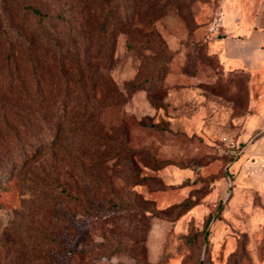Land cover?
Wrapping results in <instances>:
<instances>
[{
	"label": "rangeland",
	"instance_id": "1",
	"mask_svg": "<svg viewBox=\"0 0 264 264\" xmlns=\"http://www.w3.org/2000/svg\"><path fill=\"white\" fill-rule=\"evenodd\" d=\"M217 7L220 0H168L154 23L160 43L140 49L145 37L119 33L112 56L84 52V34L45 18L61 50L38 49L45 61L33 70L21 40L8 33L11 48L0 51V172L8 174L0 183V264H251L262 234L244 230L251 216L241 213L260 196L236 202L242 191L234 162L249 143L264 144V120L248 121L244 142L237 135L242 117L264 111V83L223 73L208 53L217 37L206 35V25ZM222 9L224 30L230 11ZM26 25L32 29L34 20ZM161 62L167 72L158 77ZM169 72L184 73L187 83L168 82ZM143 79L153 83L128 96V86ZM77 83H101L96 108L83 109V95L72 91ZM38 133L45 138L36 141ZM224 135L243 146L236 158L225 153ZM14 148L15 160H5ZM220 178L224 185L212 195L245 207L221 228L210 223L217 214L209 199Z\"/></svg>",
	"mask_w": 264,
	"mask_h": 264
},
{
	"label": "trees",
	"instance_id": "2",
	"mask_svg": "<svg viewBox=\"0 0 264 264\" xmlns=\"http://www.w3.org/2000/svg\"><path fill=\"white\" fill-rule=\"evenodd\" d=\"M34 2L24 3V0H0V51L2 49L10 50L12 41L7 39L13 38L15 35V37L21 40L20 44L24 46V52L26 53L24 58L30 70H33L45 61L41 57V53L37 52L39 51L38 49H45L46 51L47 47L54 46L58 50H61L60 43L56 39H51L49 37V31L42 26L45 18L64 23L68 33L84 34L83 36L87 38L84 43V52L93 49L97 54H100L104 50L112 56L115 49V38L119 33L132 32L134 35L137 33L138 36L145 37V40L140 41V49L150 50L155 43H160V38L155 30L154 23L165 14L166 8L168 7V0H34ZM49 7H52L55 11L53 13L47 11ZM66 10L69 11L68 14H65ZM30 17L34 20V29L26 25V20ZM9 32L12 34L11 37H9ZM151 38L155 39L152 40ZM126 44L128 47L132 46V42L130 41ZM66 46H68V40H66ZM37 57L38 59L36 61ZM161 63L158 77L163 76L167 72V67L163 62ZM74 64L76 65V62L70 63L71 66H74ZM89 66L91 65L86 62V70L88 72L91 70ZM79 78L80 82L83 79L87 82L90 77L81 74ZM146 80L143 79L142 81L129 85L128 96L129 93L137 89H144L143 84L148 82ZM148 83L153 82L149 81ZM100 84H73L75 87H72V91L83 95L82 105L84 106V110L96 108L98 104L96 94L99 91L98 86ZM110 84L112 83L105 81L102 85L103 87H108ZM112 85L113 89L116 88V85ZM111 87L110 89L112 91ZM68 89L70 92V86L64 88L65 95H68ZM146 90L151 92L153 85L150 84ZM89 97H92V100ZM119 97H122V95L115 89L112 98L117 100ZM149 100L153 102L151 98ZM67 105L61 104L60 111L67 110L65 108ZM42 138H45L44 135H40L39 133L35 137L36 141ZM16 150L14 148L5 151L4 155L7 157L5 160L9 158L15 160L17 156L15 155ZM128 161L134 164L133 157L128 158ZM7 175L5 171L0 172V183L5 181L4 178ZM1 188L2 184L0 185V191ZM219 204L215 207L216 218H220L221 208L219 209ZM214 216L210 218L211 222L215 219Z\"/></svg>",
	"mask_w": 264,
	"mask_h": 264
},
{
	"label": "crops",
	"instance_id": "3",
	"mask_svg": "<svg viewBox=\"0 0 264 264\" xmlns=\"http://www.w3.org/2000/svg\"><path fill=\"white\" fill-rule=\"evenodd\" d=\"M220 1L222 7H227L230 11V24L225 26L220 36L207 42L208 53L216 58L223 73H247L250 76V83H264V0ZM224 14L225 21L226 13L224 12ZM186 77L184 73L169 72L166 80L172 84L187 83ZM196 80H192L190 83H198ZM193 94V96H198L197 92H193ZM256 102L253 94L252 103L255 105ZM250 119L256 122L264 120V111L253 110L246 117L241 118L242 129L240 133H237L239 142H244L245 136L251 130V127L247 126ZM257 124L259 127L260 123ZM260 132L263 133L264 129ZM254 144L253 142L249 143L244 153L234 162L236 165L234 167L235 183L240 185L242 191L236 202L243 199L249 200L250 195L257 196L258 194L260 196V199L252 198V201L249 202L250 205L245 204L250 213H241V215L251 216L246 222L244 230L247 232L257 230L262 234L259 240L253 241L259 250L254 251L251 264H264V144ZM232 165L230 164L229 168ZM223 181V178L216 179L209 195V199L212 201L211 211L216 207L215 200H219L218 203L222 206L220 218H215L218 227L222 226L218 224L224 225L227 215L232 213L235 208L240 209L239 211L245 208L237 203L228 204L230 197L225 198L220 193L212 195L216 186L217 189L219 184H221V188L223 187ZM243 192L245 193L243 194Z\"/></svg>",
	"mask_w": 264,
	"mask_h": 264
},
{
	"label": "built area",
	"instance_id": "4",
	"mask_svg": "<svg viewBox=\"0 0 264 264\" xmlns=\"http://www.w3.org/2000/svg\"><path fill=\"white\" fill-rule=\"evenodd\" d=\"M224 11L222 7H217L209 17V20L206 25V35L207 36H220L223 32L224 26ZM220 142L224 147L225 153L230 158H236L243 151V146H240V143L236 141L233 137L224 135L220 138ZM230 166V162L226 163V167ZM229 174V173H228ZM229 184L232 182V178L227 175Z\"/></svg>",
	"mask_w": 264,
	"mask_h": 264
}]
</instances>
